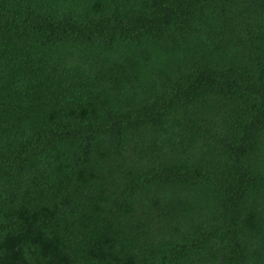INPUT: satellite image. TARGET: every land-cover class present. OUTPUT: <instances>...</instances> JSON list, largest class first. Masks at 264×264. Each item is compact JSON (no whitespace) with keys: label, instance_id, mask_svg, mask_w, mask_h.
<instances>
[{"label":"trees","instance_id":"obj_1","mask_svg":"<svg viewBox=\"0 0 264 264\" xmlns=\"http://www.w3.org/2000/svg\"><path fill=\"white\" fill-rule=\"evenodd\" d=\"M0 264H264V0H0Z\"/></svg>","mask_w":264,"mask_h":264}]
</instances>
